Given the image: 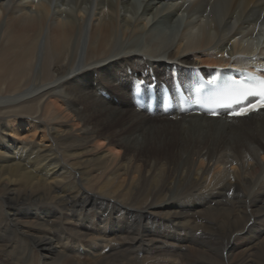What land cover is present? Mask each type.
<instances>
[{"label": "bare ground", "instance_id": "6f19581e", "mask_svg": "<svg viewBox=\"0 0 264 264\" xmlns=\"http://www.w3.org/2000/svg\"><path fill=\"white\" fill-rule=\"evenodd\" d=\"M251 63L264 0H0V264H264V109L131 89Z\"/></svg>", "mask_w": 264, "mask_h": 264}, {"label": "snow or ice", "instance_id": "6c2138e0", "mask_svg": "<svg viewBox=\"0 0 264 264\" xmlns=\"http://www.w3.org/2000/svg\"><path fill=\"white\" fill-rule=\"evenodd\" d=\"M248 97L259 98L262 101L260 106L264 107V77L253 76L245 81L233 82V87L229 88L223 96V99H226L228 102L220 106L232 107L240 105ZM245 112L240 114H245Z\"/></svg>", "mask_w": 264, "mask_h": 264}, {"label": "rangeland", "instance_id": "374dc122", "mask_svg": "<svg viewBox=\"0 0 264 264\" xmlns=\"http://www.w3.org/2000/svg\"><path fill=\"white\" fill-rule=\"evenodd\" d=\"M137 175H139V174H137ZM200 246V245H199ZM202 248H204V247H202ZM195 254H196V252L194 251V253H193V256H195ZM177 261V260H176ZM203 261V260H202ZM198 264H201L200 262L198 263Z\"/></svg>", "mask_w": 264, "mask_h": 264}]
</instances>
